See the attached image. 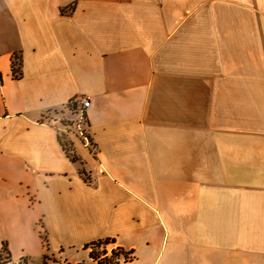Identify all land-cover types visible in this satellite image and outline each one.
<instances>
[{"label": "crops", "instance_id": "1", "mask_svg": "<svg viewBox=\"0 0 264 264\" xmlns=\"http://www.w3.org/2000/svg\"><path fill=\"white\" fill-rule=\"evenodd\" d=\"M77 96L94 157L72 162ZM105 238L264 264V0H0V252L94 264Z\"/></svg>", "mask_w": 264, "mask_h": 264}, {"label": "rangeland", "instance_id": "2", "mask_svg": "<svg viewBox=\"0 0 264 264\" xmlns=\"http://www.w3.org/2000/svg\"><path fill=\"white\" fill-rule=\"evenodd\" d=\"M70 110H71V115L66 114L65 115V119H63L60 123V130L57 131V138H58V142L59 144H61V146L63 147V149L66 151V153L72 157H74V161H76V154H74V147H73V143L78 142L77 139L73 138L70 135L69 131H66L65 125L68 123L69 125L74 121L73 115H72V108L70 106ZM71 127V126H69ZM89 139V137H87ZM79 143V142H78ZM84 149H86L93 157H94V149L92 147V143H90V140L88 141V144L86 146H83L82 143H79ZM62 149V148H61ZM82 172V171H81ZM117 246L116 244L114 245H106L105 249L106 251H109L111 248ZM68 256V255H67ZM69 256L72 258H76L79 259L81 258L82 260H84L85 264H88L86 257L83 255V253L77 252H69ZM8 256L4 253V251L2 250L0 252V264H6L7 262H11V260H9L7 258ZM45 259V261H44ZM41 259L40 264H45L46 261L49 263L51 260L54 261L53 257H49L46 256V258ZM52 262V261H51ZM56 262V261H55ZM11 264H13L11 262ZM24 264H30V263H24ZM34 264H39L38 262H34ZM59 264H62L61 262H59ZM122 264H143L141 261L133 259L131 260V262H126V263H122Z\"/></svg>", "mask_w": 264, "mask_h": 264}, {"label": "trees", "instance_id": "3", "mask_svg": "<svg viewBox=\"0 0 264 264\" xmlns=\"http://www.w3.org/2000/svg\"><path fill=\"white\" fill-rule=\"evenodd\" d=\"M12 73L15 75V71L12 67ZM60 147L62 148L63 152L65 153L66 157L74 162V157L68 155L66 151L63 149V147L60 144ZM83 173H80V175ZM114 245V240L105 238L101 240H96L93 242H90L88 244L83 245V249L87 250L88 252V258L94 262V264H122L126 262H131L132 260V252L126 251L122 249L119 246H115L111 248L109 251H106L105 247L106 245ZM68 264V263H65ZM82 264V263H77Z\"/></svg>", "mask_w": 264, "mask_h": 264}, {"label": "built area", "instance_id": "4", "mask_svg": "<svg viewBox=\"0 0 264 264\" xmlns=\"http://www.w3.org/2000/svg\"><path fill=\"white\" fill-rule=\"evenodd\" d=\"M70 105L74 121L70 125L68 123L65 125L66 131H69L73 138L77 139L83 146H86L89 141L87 138L88 133L86 132V110L90 105V99L84 96H77L71 99ZM6 264H11V262Z\"/></svg>", "mask_w": 264, "mask_h": 264}]
</instances>
